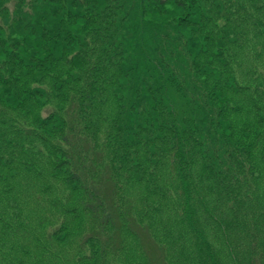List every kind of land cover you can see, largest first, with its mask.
Returning <instances> with one entry per match:
<instances>
[{
    "label": "trees",
    "instance_id": "obj_1",
    "mask_svg": "<svg viewBox=\"0 0 264 264\" xmlns=\"http://www.w3.org/2000/svg\"><path fill=\"white\" fill-rule=\"evenodd\" d=\"M244 1L255 0H0V160H23V133L31 130L22 119L47 123L34 116L53 103L55 172L66 167L67 183L85 193L83 212L100 226L92 241L115 255L129 233L149 264H170L168 247L123 206L122 182L142 167L148 175L138 183L181 196L187 208L206 184L222 196L246 183L233 176L247 172L251 140L241 139L245 131L228 109L241 96L229 65L232 43L213 28L244 16ZM104 123L109 136L99 131ZM259 214L250 217L243 264H264ZM9 218L0 213V264H21L3 244L9 232H21ZM226 246L239 250L236 240Z\"/></svg>",
    "mask_w": 264,
    "mask_h": 264
},
{
    "label": "rangeland",
    "instance_id": "obj_2",
    "mask_svg": "<svg viewBox=\"0 0 264 264\" xmlns=\"http://www.w3.org/2000/svg\"><path fill=\"white\" fill-rule=\"evenodd\" d=\"M242 7L244 16L235 17L229 27L216 20L213 28L228 34L232 43L229 65L241 96L230 99L228 109L235 114V128L245 131L236 129L241 139L245 136L251 140L245 143L249 155L247 172L233 176L246 183H235V191L222 196H214V187L206 184L187 208L181 196L174 198L169 194L165 198L162 192L152 193L148 184L138 183V179L148 175L142 167L139 174L122 182L123 206L132 207L154 238L168 247L170 264H235V260L243 264L246 241L250 242L253 233L250 217L260 213L264 220V0L244 1ZM49 84L45 82L42 87L47 89ZM58 103L60 99L55 102ZM52 104L34 116L47 123H34L27 115L26 120L22 119L31 130L23 133L21 144L28 152L22 150L26 155L23 160L12 156L0 160V213L9 211L12 221L9 218L8 222L17 223L21 231L19 235L9 232L4 239L9 256L19 252L21 264H149L137 238L129 233L124 235L122 248L115 255L104 254L101 246L92 241L100 226L83 212L80 203L86 202L85 193L67 183L66 167L62 169L61 165V171L55 172L54 163L59 159L54 148L60 127L56 129L57 122H49L47 115L48 110H54ZM110 127L104 123L99 131L109 136ZM29 232L38 233L40 240L30 237ZM225 232L230 240L224 238ZM205 235L211 244L207 250L200 245ZM256 236L264 256V227ZM232 240L239 244L237 252H230L226 246ZM36 255L42 257L41 263L34 260Z\"/></svg>",
    "mask_w": 264,
    "mask_h": 264
}]
</instances>
